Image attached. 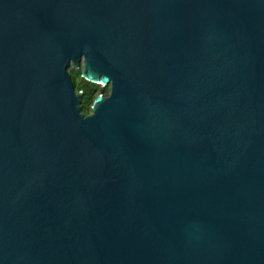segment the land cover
Segmentation results:
<instances>
[{"label": "water", "instance_id": "water-1", "mask_svg": "<svg viewBox=\"0 0 264 264\" xmlns=\"http://www.w3.org/2000/svg\"><path fill=\"white\" fill-rule=\"evenodd\" d=\"M0 264H264V0H0Z\"/></svg>", "mask_w": 264, "mask_h": 264}, {"label": "trees", "instance_id": "trees-1", "mask_svg": "<svg viewBox=\"0 0 264 264\" xmlns=\"http://www.w3.org/2000/svg\"><path fill=\"white\" fill-rule=\"evenodd\" d=\"M71 73L73 76V81L75 83L76 91L77 92L86 91L82 99V107H83V113L86 115H90L92 113L91 111L92 103L98 94V92L96 91L97 85L83 81L81 78V69L72 71ZM84 85H88V86L84 87Z\"/></svg>", "mask_w": 264, "mask_h": 264}, {"label": "flooded vegetation", "instance_id": "flooded-vegetation-1", "mask_svg": "<svg viewBox=\"0 0 264 264\" xmlns=\"http://www.w3.org/2000/svg\"><path fill=\"white\" fill-rule=\"evenodd\" d=\"M83 81H85V82H87L86 80H84V79H82ZM87 83H89V82H87ZM84 84H86V83H84ZM92 84V83H91ZM88 85H84V87H87ZM86 89V88H85ZM96 91L98 92V94H97V96H96V98L99 96V95H103V96H105V97H108L109 95H110V93H111V87L110 86H108V87H105V86H102V85H97V89H96ZM83 92V96H84V94H85V92L86 91H82ZM106 92L108 93V95H106ZM95 98V99H96ZM94 99V100H95Z\"/></svg>", "mask_w": 264, "mask_h": 264}, {"label": "rangeland", "instance_id": "rangeland-1", "mask_svg": "<svg viewBox=\"0 0 264 264\" xmlns=\"http://www.w3.org/2000/svg\"><path fill=\"white\" fill-rule=\"evenodd\" d=\"M106 95H108V93L106 92Z\"/></svg>", "mask_w": 264, "mask_h": 264}]
</instances>
